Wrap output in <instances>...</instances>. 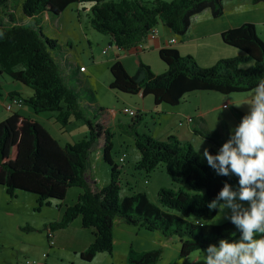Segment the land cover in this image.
<instances>
[{
  "label": "trees",
  "instance_id": "obj_1",
  "mask_svg": "<svg viewBox=\"0 0 264 264\" xmlns=\"http://www.w3.org/2000/svg\"><path fill=\"white\" fill-rule=\"evenodd\" d=\"M224 1L232 0H22L15 7L13 0H0V76L31 91L28 98L19 100L34 113L57 112L62 127L74 119L82 121L87 129L83 140L60 146L29 117L11 113L0 122V187L10 199L19 191L36 195L39 205H49L50 200L63 201L70 188L82 191L59 221L45 225L47 242L51 241L49 234L54 238L55 232L66 229L77 218L81 228L92 236L91 243L79 254L86 263L97 254L111 253L116 219L129 227L177 239L180 259L210 245L218 247L220 239L238 237L230 219L220 225L208 223L217 209L210 211L207 204L218 197L225 182L237 190L239 178L231 172L218 175L189 143L174 136L158 141L138 133L143 116L136 112L128 124L118 126L125 133L130 132L139 153L135 170L149 175L163 166L166 174L183 187L160 189L157 205L144 193L120 197L122 167L113 160V134L106 127L105 117L88 119L83 115L77 96L65 83L72 72L77 78L74 81L79 80L78 69L68 64L64 56L59 57L65 50L42 33L37 21L43 13L58 18L72 4L88 5L90 28L107 37L109 47L116 52L108 69L109 89L139 100L150 96L154 106L177 107L194 92L246 93L264 79V42L255 25L244 23L223 32L222 43L239 51V55L221 59L209 68L199 67L193 57H183L173 48H163L158 56L165 71L154 75L142 66L146 80H139L125 71L119 55L135 50L160 24L176 36H185L193 17L209 11L213 18H219ZM252 3L257 5L264 0ZM26 20L32 23H24ZM250 62L255 66L239 67ZM101 112L100 108L96 110L97 114ZM237 114L240 119L244 116ZM96 146H100L101 160L110 168V181L101 189L87 180L90 154ZM209 151L218 153L215 149ZM192 217L204 223L196 224L189 220ZM160 254L158 250L138 252L130 247L126 263L157 264Z\"/></svg>",
  "mask_w": 264,
  "mask_h": 264
},
{
  "label": "rangeland",
  "instance_id": "obj_2",
  "mask_svg": "<svg viewBox=\"0 0 264 264\" xmlns=\"http://www.w3.org/2000/svg\"><path fill=\"white\" fill-rule=\"evenodd\" d=\"M21 1L13 0L14 7ZM222 10L223 14L218 20L213 18L209 20L221 22L220 25L223 27H237L244 23H251L255 25L259 38L264 42V3L254 5L252 0L224 1ZM205 16H208V13H203L201 17L197 18L198 21L196 20V22H201ZM64 18L67 23L72 22L74 24L79 22L84 29L83 25L86 24V17L83 13L75 14L72 12L71 14L67 11ZM76 27L78 31H82L78 23ZM92 32L99 37L96 39L93 36L91 37L93 42L91 52L88 50L83 38L74 39L73 34L67 28L62 29L60 32L62 34L60 39H62L63 43L67 39H73V45L70 44V46H72L74 56L72 58L70 56L68 61L78 69V74L80 75L78 81L66 79L65 83L77 96L79 108L85 117L88 119L105 117L106 127L113 134V160L122 167L120 197L122 198L131 193H144L151 203L157 205V193L160 189L178 190L183 186L175 179L169 177L163 166H158L149 175L135 170L134 167L139 160V153L135 149L130 132L125 133L118 128L117 120L131 119L128 113L130 111L135 113L134 104L137 102L136 97L109 89L108 83L111 81V76L108 67L115 49H110L104 43H101L99 38L104 35L95 31ZM212 41L213 39L211 38L210 42ZM219 41L222 45L220 38ZM229 48L237 53L236 49ZM102 51H105V53L102 54ZM196 51H201L199 46ZM3 78L5 79L0 78V122L4 121L11 113H17L22 116H27L26 113H29L33 116V120L47 131L60 146L66 143H77L87 135V129L82 121L71 119L66 126L62 127L58 121L57 112L34 113L26 107H20L22 106L18 95L20 90L16 88V86H19L18 83L6 79L7 77L5 76ZM15 88L17 89L16 93L13 92ZM11 93H15V95L8 96ZM200 93L203 94L200 95ZM204 94L211 93H191L185 97V102L178 107L166 106L162 107V110L171 111L172 113L176 110L186 112L200 105L204 112L211 116L213 114L219 116L221 112L225 113V110H230L234 122L228 119L225 123H228L231 130L240 123L237 115L228 106H221L224 102L219 100L220 98L224 99V95L215 94L220 96V98L214 101L213 98H208ZM202 96L206 97L202 99ZM150 98L148 97L145 100L148 101L150 107H153L154 105ZM16 102H19V104ZM144 104L147 105V103ZM7 106H11V109L8 110ZM99 108L102 109V112L97 114L96 110ZM217 116L216 118L209 116L211 122L216 119L213 125L209 127L215 128L219 125L220 119L218 120ZM164 121L165 119L162 118L160 120L162 127L156 126L154 131L160 132L163 124H165L163 123ZM143 123L137 127L136 131L138 133L145 131L144 127H146L147 131H152L153 128L150 122L144 121ZM156 132H154V135ZM146 133L148 134V132ZM148 135L150 136V134ZM192 145L194 150L207 163L206 158L202 155L205 146H208L206 141L199 137ZM90 163L91 171L90 177H87L88 182L92 180V185L96 189L105 187L110 181V168L101 160L100 146H96L92 150ZM81 192V189L73 187L67 190L63 201L50 200L49 205L46 203L39 205L36 195L18 191L15 193V197L10 199L3 188L0 187V264H127L126 258L130 247L138 252L161 251L157 264H191L194 261L196 264H204V251H198L187 258L180 259L178 257L179 247L177 239L164 237L158 232L129 227L118 219L115 220L112 230L111 253L97 254L89 263L79 259L78 248L83 247L89 241L90 236L89 231L81 228L79 218L68 229L54 233V238L47 242L46 232L44 231L45 225L59 221L66 209L75 205ZM237 202L239 201L237 200ZM225 214L230 216L231 209H226ZM189 220L196 224L204 223L201 219H196V217H192ZM228 220L224 219L217 209L215 217L208 223L220 225ZM23 228H30L32 231L23 232L21 230ZM51 242L53 244L56 243V245L52 247Z\"/></svg>",
  "mask_w": 264,
  "mask_h": 264
},
{
  "label": "crops",
  "instance_id": "obj_3",
  "mask_svg": "<svg viewBox=\"0 0 264 264\" xmlns=\"http://www.w3.org/2000/svg\"><path fill=\"white\" fill-rule=\"evenodd\" d=\"M73 5H77V6H73ZM67 11H69V13L71 14L72 12L75 14L76 13L84 14V16L86 17V24L83 25L84 29L82 28V24H80L79 22H75L74 24H72V22L67 23V20L64 18L65 13ZM203 13H208V16L202 18L204 20H202L201 22H196V20L198 21L197 18L201 17ZM203 13L193 17L190 27L186 35L183 37L174 35L168 28H166L161 24L158 25L156 27L157 36L154 39L151 40L149 39L145 41L143 47L140 49L136 48L131 52L119 55L118 60L121 62L125 71L130 76L137 77L139 80H146V75L145 72L142 70V66L148 67L154 75L162 74L165 71V65L159 60L158 52L163 48H173L177 50L178 53L183 57L185 56L193 57L197 62L198 66L201 68H209L214 66L221 59L234 58L238 56L239 51L236 50L237 53H235V50L229 48V46H226L223 43L221 45L219 41V38L223 32L236 27H223L220 25L221 22H212L211 20H209L210 18H213L210 15L209 11H205ZM89 17H90V13H89L88 5L72 4L68 6L58 18H54L49 13H43L37 18V21L40 22L39 26L41 28L42 33H44L46 37L55 40L59 45H61L63 50H65V54H60L59 57L64 56L66 62L68 64H71V66L73 64L68 61V58L70 56L71 58L74 56L72 53V46H70V44L73 45V39L70 40L67 39L68 41L66 40L63 43L61 41L62 39H60L62 38L61 37L62 34L60 32L62 31V29L67 28L70 31V33L73 34L74 39L83 38L88 47V50L91 52V47L93 45L91 37L93 36L96 39L99 36L93 34L92 32L93 30L89 26ZM218 19L219 18L215 20ZM24 23H32V20H26L24 21ZM77 23L80 29L82 30L81 31L82 33L77 30L76 27ZM211 38L213 39L212 42H210ZM99 39H101V43H104L106 47L110 48L108 45L107 37L105 38V36H100ZM173 39L175 40V43L171 44L170 41ZM198 46L201 49V51H196ZM102 54H104L103 51ZM115 54L116 52H113L109 67L111 66L114 60ZM68 77L70 78V80L72 79L73 81L74 79H77L76 74H73V72ZM0 78L5 79L2 76H0ZM109 84L110 83H108V87ZM16 88L20 90V93L18 95L19 98L21 99L28 98L31 95V91L21 85L16 86ZM16 88L15 90H13V92L15 93L17 91ZM15 93L8 94V96H11L12 94ZM206 93H211L204 95L208 96V98H213L214 101L217 98H220V96L215 95L218 93L215 92H206ZM202 94L203 93H200V95ZM251 94L252 91L246 93H232L229 95H224L225 98L224 99L220 98L219 101H223L224 103H222L221 106L222 105L228 106V108L231 109L237 115V118L241 121L237 112H240L243 115H245L248 112L249 106L247 105V103L250 100ZM206 96H202V99L205 98ZM148 97L150 96L144 97L141 100H139L136 97L135 99L137 102L134 105L136 108L135 112L139 113L140 116H143L142 123L144 121H148L150 122L151 127L153 128L152 131L149 132L147 131L146 127H144L145 131H143L142 133L148 132V134H150V136L153 139H156L158 141H165L169 136H174L179 141L184 143H189L193 147L192 143L196 142L200 137L203 139V141H206V143L208 144V146L207 147L205 146V148L215 149L217 152H219V149L223 145V143H225L228 139H230L231 129L229 128L228 123H225L227 122L228 119H230L231 122H234L230 110H225L227 113L221 112L219 116L215 114L211 116L210 114L207 115V112H204L203 108L200 105H197L193 107L194 108L193 110H187L186 112L182 110H176L172 113L171 111L166 112L165 110H162L163 109L162 107H166L167 105L150 107L148 101L145 100ZM150 99H152V97ZM151 101L153 103V100ZM144 103H147V105ZM236 105H241V106H236ZM20 107L25 108L26 106L22 105ZM172 108H176V107H172ZM28 109L31 112H33L30 108ZM26 114H27L26 117H29L30 119L33 120V116H31L29 113ZM209 116L211 118H216L217 116L218 120L220 119V121L218 122L219 125L217 127L215 128L209 127L212 126L214 121L216 120L214 119V121L211 122V118H209ZM162 118L165 119V121L163 122L165 123L163 124V128L160 130V132L154 131V128H156V126L158 127L161 126L160 120ZM130 120H131L130 118L124 121L117 120V126L125 125V123L130 122ZM143 124L145 125V123ZM154 132H156L155 135ZM76 220L77 219H75L73 222H75ZM69 226L66 229H68ZM91 240H92V236L90 233L89 241L85 243L83 247L78 248L79 254L87 248V246L91 243ZM54 245H56V243L53 244V246Z\"/></svg>",
  "mask_w": 264,
  "mask_h": 264
},
{
  "label": "clouds",
  "instance_id": "obj_4",
  "mask_svg": "<svg viewBox=\"0 0 264 264\" xmlns=\"http://www.w3.org/2000/svg\"><path fill=\"white\" fill-rule=\"evenodd\" d=\"M254 66V62L239 65ZM247 105L248 112L230 130V139L219 152L213 155L204 148L202 153L218 175L231 172L239 178L237 190L225 182L218 197L207 204L210 211L218 209L224 219H230L239 235L203 250L204 264H264V79L252 90ZM226 209H231L230 216Z\"/></svg>",
  "mask_w": 264,
  "mask_h": 264
},
{
  "label": "built area",
  "instance_id": "obj_5",
  "mask_svg": "<svg viewBox=\"0 0 264 264\" xmlns=\"http://www.w3.org/2000/svg\"><path fill=\"white\" fill-rule=\"evenodd\" d=\"M156 36H157V29L154 28V29L150 30V32H149V34H148V36H147V38H146L145 41H147V40H149V39H150V40H151V39H154ZM145 41H144V42H145ZM144 42L141 43L140 45H138L137 48H139V49L142 48ZM170 43H171V44H174V43H175V40H174V39L171 40ZM103 53H105V51H103ZM20 102H21V100H20ZM16 103L19 104V102H16ZM7 109L10 110V109H11V106H7ZM128 115H129L130 117H133V116H134L133 112H129ZM48 237H50L51 240L53 239V237H52L51 234H49ZM51 246H53V242H51Z\"/></svg>",
  "mask_w": 264,
  "mask_h": 264
}]
</instances>
